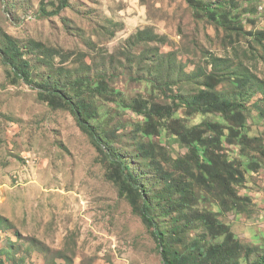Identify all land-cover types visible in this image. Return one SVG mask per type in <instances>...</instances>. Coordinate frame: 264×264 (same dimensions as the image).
I'll list each match as a JSON object with an SVG mask.
<instances>
[{"label": "rangeland", "instance_id": "1", "mask_svg": "<svg viewBox=\"0 0 264 264\" xmlns=\"http://www.w3.org/2000/svg\"><path fill=\"white\" fill-rule=\"evenodd\" d=\"M52 1L0 0V38L18 41L36 81L70 84L105 74L127 98L148 94L156 84L163 90L154 93L155 101L165 104L175 95L193 96L214 74L222 79L217 91L246 104L250 135L264 144V43L247 34L264 29L256 2L250 12L241 3L244 31L235 33L187 0H69L59 14L48 15L44 2L48 12ZM222 1L205 0L212 6ZM8 72L0 55V256L7 264H161L150 230L108 179L107 157L70 111L52 109L38 88L14 83ZM242 74L251 77L247 87L238 84ZM96 99L100 116L93 123L101 133L117 131L109 141L114 150L151 196L161 192L163 182L133 137L142 117L117 100ZM179 115L189 127L219 120L214 114L187 116L183 109ZM167 142L172 155L183 152L177 142ZM228 147L240 156V146ZM246 178L238 191L252 198L249 211L220 218L263 252L264 167ZM199 195L201 207L219 211L212 198ZM201 232L192 225L185 238Z\"/></svg>", "mask_w": 264, "mask_h": 264}, {"label": "trees", "instance_id": "2", "mask_svg": "<svg viewBox=\"0 0 264 264\" xmlns=\"http://www.w3.org/2000/svg\"><path fill=\"white\" fill-rule=\"evenodd\" d=\"M187 2L196 12L223 20L235 33L244 31L238 11L241 3L248 4L246 11L250 12L254 9L252 3L256 2L255 11L259 14V0H223L215 6L205 0ZM68 4L69 0L52 1L54 8L46 12L44 2L43 11L57 15ZM247 34L264 43V29ZM0 55L14 83L24 81L38 88L39 99L52 109L70 111L98 152L107 157L108 179L150 230L161 253V264H264V250L242 242L220 218L229 212L249 211L252 198L240 195L238 189L247 182L246 173L255 174L264 167V144L260 138L250 135L248 108L244 102L217 91L222 82L220 77L208 74L193 96L175 95L170 103L164 104L155 101L154 95L162 87L152 84L148 94L127 98L111 87V80L105 74L92 79L79 78L70 84L38 82L18 41L8 34L0 38ZM237 81L247 87L251 77L242 74ZM96 98L117 100L124 110L131 109L142 117L132 127L133 137L140 155L148 160L150 168L163 182L161 192L151 196L140 175L114 150L109 141L117 131L101 133L93 123L100 116ZM181 109L187 116L214 114L219 120L189 127L179 115ZM260 115L264 118V108H260ZM171 140L178 143L182 153L172 155L168 146L171 143L167 142ZM229 144L240 146L239 157L233 155ZM199 193L212 198L219 211L201 207ZM192 225L199 226L202 232L188 240L185 232ZM251 255L255 256L253 260ZM243 259L247 261L243 263ZM0 264H7L1 256Z\"/></svg>", "mask_w": 264, "mask_h": 264}, {"label": "built area", "instance_id": "3", "mask_svg": "<svg viewBox=\"0 0 264 264\" xmlns=\"http://www.w3.org/2000/svg\"><path fill=\"white\" fill-rule=\"evenodd\" d=\"M258 10L259 14L262 16L264 14V0H259Z\"/></svg>", "mask_w": 264, "mask_h": 264}, {"label": "bare ground", "instance_id": "4", "mask_svg": "<svg viewBox=\"0 0 264 264\" xmlns=\"http://www.w3.org/2000/svg\"><path fill=\"white\" fill-rule=\"evenodd\" d=\"M258 17V16H257Z\"/></svg>", "mask_w": 264, "mask_h": 264}]
</instances>
